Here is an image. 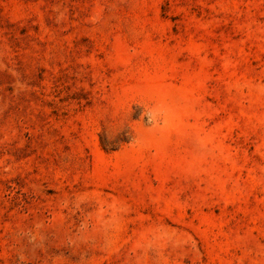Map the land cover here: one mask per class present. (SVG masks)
I'll return each mask as SVG.
<instances>
[{"label": "rangeland", "instance_id": "1", "mask_svg": "<svg viewBox=\"0 0 264 264\" xmlns=\"http://www.w3.org/2000/svg\"><path fill=\"white\" fill-rule=\"evenodd\" d=\"M0 264H264V0H0Z\"/></svg>", "mask_w": 264, "mask_h": 264}]
</instances>
